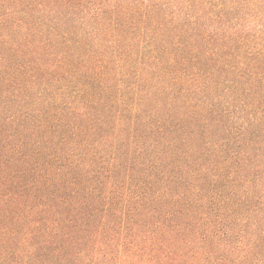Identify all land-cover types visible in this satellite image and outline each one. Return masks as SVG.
I'll return each mask as SVG.
<instances>
[{"label": "trees", "instance_id": "trees-1", "mask_svg": "<svg viewBox=\"0 0 264 264\" xmlns=\"http://www.w3.org/2000/svg\"><path fill=\"white\" fill-rule=\"evenodd\" d=\"M0 264H264V0H0Z\"/></svg>", "mask_w": 264, "mask_h": 264}]
</instances>
